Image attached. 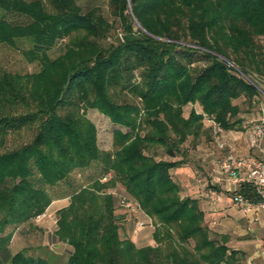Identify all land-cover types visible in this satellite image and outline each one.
<instances>
[{
	"label": "trees",
	"instance_id": "obj_1",
	"mask_svg": "<svg viewBox=\"0 0 264 264\" xmlns=\"http://www.w3.org/2000/svg\"><path fill=\"white\" fill-rule=\"evenodd\" d=\"M106 4L110 23L95 10L81 13L74 0H0V46L37 66L22 75L0 67V148L10 135L34 131L0 152V264H50L25 249L10 253L9 242L63 198L53 235L71 249L64 264H235L240 252L212 238L197 201L180 197L170 171L183 162L144 152L161 147L175 158L203 135V121L241 131L264 81V0ZM115 24L121 40L102 45ZM87 111L115 127L111 152L98 150ZM85 170L89 185L59 191ZM115 184L155 221L154 247L119 238L116 199L103 192ZM231 193L257 202L249 184Z\"/></svg>",
	"mask_w": 264,
	"mask_h": 264
},
{
	"label": "rangeland",
	"instance_id": "obj_2",
	"mask_svg": "<svg viewBox=\"0 0 264 264\" xmlns=\"http://www.w3.org/2000/svg\"><path fill=\"white\" fill-rule=\"evenodd\" d=\"M79 7L81 13L89 10H95L107 22L110 23L111 18L108 13L106 0H74ZM114 30L105 38L102 45L115 44L121 39L119 25H113ZM59 48V45L57 46ZM56 48L51 54H57ZM264 55V48L262 50ZM0 67L10 73L22 75L24 73H32L37 70L34 64H28L20 55L18 50L8 49L0 46ZM124 101L132 104H138V101L132 96L127 95ZM189 106L183 109V116L189 110ZM197 110V108H195ZM256 117L264 116V81L260 84L259 96L256 98V104L251 111ZM85 117L93 124L96 131V146L102 152H111L112 148V131L115 129L106 118L95 111H87ZM251 125L248 123L247 128ZM34 135L33 130H22L21 132L6 137L4 146L0 152L11 150L20 145L28 143ZM222 142L223 139L221 138ZM154 160H181L183 165L177 169L171 170L170 175L174 182L179 185L180 197L193 198L196 196L198 200H204L207 203V210H203V222L207 227L212 238L223 236L227 240L230 248L236 249L241 255H237L235 264H264L262 254L264 253V214L257 212L243 214L235 209L231 204V190H225V184L212 179L222 177L216 174L219 171L218 163L222 159L216 152L212 143L209 124L203 121V135L195 141L187 140L180 148V153L175 158L170 159L165 155V151L161 147L147 148L144 152ZM209 154L212 160L208 163L205 155ZM202 158L204 161H202ZM206 160V161H205ZM192 170V175L189 173ZM92 170L83 172H73L68 178L67 188L65 184H60V192H68L69 190H78L87 186L92 181ZM194 177V189L188 186L185 179L192 180ZM215 179V180H216ZM184 180V181H183ZM218 180V179H217ZM183 181V182H182ZM102 182V181H101ZM106 182V181H103ZM181 183V185L179 184ZM187 185H185V184ZM218 184V185H217ZM221 185V186H220ZM188 187V188H187ZM214 191L219 198L214 202L207 199L208 192ZM110 194L116 199L114 215L118 225V236L122 239L130 240L135 248L145 246L154 247L152 241V233L157 229L155 221L145 217L138 209L136 203L127 197L122 188L115 184L103 191ZM200 195L205 198L200 197ZM125 200L123 207H119L118 201ZM199 209L205 203L199 201ZM68 199L63 198L55 201V205L47 208L43 213V217L39 220L32 221L31 226L23 227L19 231H14L9 242L10 253H15L25 249L30 257H37L48 261L50 264H64L66 257L71 249L65 243L60 242L54 235L55 222L57 219V211L66 207ZM212 214V215H211Z\"/></svg>",
	"mask_w": 264,
	"mask_h": 264
},
{
	"label": "built area",
	"instance_id": "obj_3",
	"mask_svg": "<svg viewBox=\"0 0 264 264\" xmlns=\"http://www.w3.org/2000/svg\"><path fill=\"white\" fill-rule=\"evenodd\" d=\"M210 135L212 143L216 150L226 153L218 163L219 176H223L227 185L237 187L240 184H249L257 197L256 203H251L239 194H232L231 204L243 214L262 212L264 214V123L262 121L249 122L251 125L247 128L246 140L250 150L258 152L260 157L236 156L233 151L222 142V131L210 122ZM218 195L214 192H208L207 199L214 202ZM43 215L37 218L41 219ZM264 261V253L262 254Z\"/></svg>",
	"mask_w": 264,
	"mask_h": 264
},
{
	"label": "crops",
	"instance_id": "obj_4",
	"mask_svg": "<svg viewBox=\"0 0 264 264\" xmlns=\"http://www.w3.org/2000/svg\"><path fill=\"white\" fill-rule=\"evenodd\" d=\"M257 121H262L264 123V116H261V118L260 117L257 118L256 117V114L250 112V113L245 114V115L242 116V126H241L242 129H241V131H228V132H224L222 134V139H223L224 144L226 146H228L233 151V154L234 155H236V156H246V155H250L252 157H257V158L260 157L258 155V152L254 151V150H250L248 148L247 140H246V132H247V125H248V123L249 122H257ZM263 144H264V142H263ZM216 152L218 153L219 157H221V156H223V154L226 153V150H224V151H218V150H216ZM207 157H209V158H207ZM204 158H207V162L208 163L212 160V158H210L209 154L205 155ZM202 161H204L203 158H202ZM190 171L191 172H189V173L192 175V170H190ZM191 177H192V180L185 179V181L188 182V186L189 187L190 186L192 187L191 189H194L195 187L192 186V185L194 184L195 181L193 180L194 177L193 176H191ZM215 179H216V177L212 179L214 182L216 181L215 183H217V181L220 182V183H224V182L226 183L225 179L222 178V177L217 178L218 180L217 179L215 180ZM181 183L179 182L180 185H181ZM185 185H187V184H185ZM225 185H226L225 186L226 188H225L224 191H226V192H229L230 190L231 191H234L236 189L235 187L228 186L227 184H225ZM200 197L205 198L202 195H200ZM192 199L196 200L197 203H200L199 201H201V202H203L205 204L207 203L204 200H200V199L198 200V198L196 196H194ZM56 202H58V201H56ZM207 204L206 205H201V211H202V213H203V210L202 209H206L207 210V207H208ZM53 205H55V201H53L50 204V207L53 206ZM50 207L48 206V208H50ZM255 213H257V212H255ZM255 213H252V214L254 215ZM226 246L229 249L236 250V249L230 248V246L227 245V243H226ZM236 251H238V250H236Z\"/></svg>",
	"mask_w": 264,
	"mask_h": 264
},
{
	"label": "water",
	"instance_id": "obj_5",
	"mask_svg": "<svg viewBox=\"0 0 264 264\" xmlns=\"http://www.w3.org/2000/svg\"><path fill=\"white\" fill-rule=\"evenodd\" d=\"M62 243H65V240H62Z\"/></svg>",
	"mask_w": 264,
	"mask_h": 264
}]
</instances>
